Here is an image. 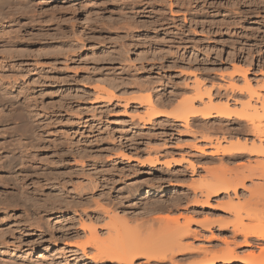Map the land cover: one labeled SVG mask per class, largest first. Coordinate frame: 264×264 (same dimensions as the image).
<instances>
[{
	"label": "rangeland",
	"instance_id": "obj_1",
	"mask_svg": "<svg viewBox=\"0 0 264 264\" xmlns=\"http://www.w3.org/2000/svg\"><path fill=\"white\" fill-rule=\"evenodd\" d=\"M27 1L13 6L22 8L9 18L0 14V102L6 93L19 97L14 106L0 103V264H118L93 261V248H87L89 258L82 256L75 245L86 241L88 231L82 232L81 224L96 227L104 240L108 225L117 224L119 240L134 252L133 264H173L148 263L146 257L178 241L176 222L194 233L173 248L174 264H201L229 249L243 260L260 255L264 242L251 239L252 247L243 248L244 238L232 224L235 213L246 224L253 210L255 217H264V170L256 171L258 178L246 181L247 189L237 196L211 197L207 209L196 205L205 201L201 191L211 173L226 171L235 178L264 164V156L231 160L222 152L210 154L216 150L206 138L258 144L248 124L198 117L186 126L175 116L181 101L193 100L196 81L216 105L229 100L240 111L249 97L238 68L250 70L248 80L264 97V0ZM122 45L127 47L120 64L115 58ZM129 64L136 70L145 66L140 72L149 82L145 89L113 86L111 79L126 78L122 70ZM95 68L101 73L91 86L88 70ZM103 79L113 82L105 86L120 98L151 94L165 117L145 124L144 100L95 101L93 87ZM230 82L240 89L219 90ZM184 84L191 88L183 89ZM24 92L33 100L30 105L23 104ZM22 153L35 161L25 167V179L19 167L7 166ZM229 202L237 206L228 205L233 212L226 209ZM76 250L77 260L64 256Z\"/></svg>",
	"mask_w": 264,
	"mask_h": 264
},
{
	"label": "bare ground",
	"instance_id": "obj_2",
	"mask_svg": "<svg viewBox=\"0 0 264 264\" xmlns=\"http://www.w3.org/2000/svg\"><path fill=\"white\" fill-rule=\"evenodd\" d=\"M84 1H85V3H83V4L87 5L88 1H86V0H84ZM27 2H28L27 0H0V14H2L3 19H4V17L9 18L10 16L8 17V15L12 16V14H13V12L15 10H17V12H18L22 8V7L21 8H17V7H13V6L25 5V4H27ZM9 6H10V9L12 8L10 13L9 12L8 13H4L5 9L8 8ZM134 6H136V5H134ZM88 10L89 9H87V12H88ZM85 20H86V22H91V20L89 19V16H87V14H86ZM115 31H116V29H115ZM4 34H9V33L5 31L3 33V35ZM1 38L4 39L5 42H7V40H12V38L7 37V36H2ZM11 43H12V41H11ZM126 47H125V45H122L120 47V51L116 53L117 55H116L115 60L117 62L120 63V62H122L125 59V58H123V55H125L124 52H123L124 51L123 49H125ZM9 56H10V54H9ZM4 65H5V63H4ZM123 66H125V65H123ZM4 68H6V67H4ZM123 69L124 70H122V71L123 72L126 71L125 75H127L128 77L127 76H126V78L124 77L125 79H123V77H122V79H116V81H115V78L111 79L112 81H114V85H113L112 81H111V83L109 82L110 84H112L118 90H119L118 87H120V88L123 87V86L126 87V85H129L130 89H132V90H142V89H145V87H147V85L149 84V82H147V80L145 79V76L142 75V74H144L143 70L145 69V66H141V68L138 69V70H136L137 69L136 67H131V65L129 67L125 66ZM238 69H239V74H241V76L245 80V85H244L245 87L243 89L248 93V97H249L247 102L242 103V105L240 104L241 105V110L240 111H238V109L237 110L233 109V106H232L233 104H231V102L229 100L226 103H224V104L216 105L214 103L213 97L210 94L211 92L207 91V89L204 91L203 88H202V85H201L202 83H200L199 81H196L195 87H194V90H195L194 94L195 95H194L193 100L190 99V101L188 103H186V102L184 103V102L181 101L180 102L181 104L179 103L180 104L179 114L175 116L176 122H184L186 126H189L190 121L192 119H196L198 117H201L204 120H212V119H215V118L224 119V120H231L233 118H236L237 120L246 122L248 124V127L250 128L251 136H253L257 140L258 144H256L255 141H254V143L249 145L248 144L249 141L248 142L246 140L242 141V140H240V138L237 139L236 141L229 140L227 138H223V140H220L218 142L213 141L211 138H209V139L206 138L205 139L210 144V147H213L216 150L215 152L210 153L211 155H217V154L222 152L224 155L229 156L231 160H239V159L243 158L244 155H247V154L250 155V156H264V148H263L264 147V97H263V95H261L259 90H256V89L253 88V86L251 85V82L248 80L247 76H248L250 70H245L244 71L243 68L242 69L238 68ZM238 69H237V73H238ZM147 71H148V69H147ZM88 72H89V75H92L93 78L89 77L88 81H86V83L88 82L87 84L90 83V85L92 86V84L94 83V80H96L94 78V76H98L99 77L101 72L99 73L96 68L93 69V70L90 69V70H88ZM140 72L142 74H140ZM115 77H117V76L115 75ZM105 80L103 79L102 82L99 80V82H101V85L98 84L97 86L93 87V90L96 92V98L94 99L95 101H97V102H99V101L104 102L105 101V102H108V103H113L115 101H119V102H124L125 104H128V105H129V103L131 101H133V99H131V98H134V97H130V98L117 97L116 96L117 94L116 93H115L116 95L114 94L115 88H114V90H112L113 88H110V87L107 88V86H105V84L106 85H110V84L108 83V80L107 81H105ZM2 81H3V79H2ZM153 83H155V81ZM0 88H1V91H3V85ZM189 88H191V86L189 84H184L183 85V89H189ZM179 89H181V88H178L176 90V92L173 95V99L176 97L177 92L179 91ZM222 89H224L226 91L231 89V90H233V92H235L236 90H238L240 88L237 87V85L234 82H230V83H228L227 87H219V90H222ZM243 89H241L242 91L240 90L242 93H243ZM260 89L264 90V86L260 87ZM120 90H122V89H120ZM23 91H25V90H23ZM128 92H130V90ZM23 95H25L23 104L30 105L29 102L33 101L31 99V97L30 98L28 97L27 92L26 93L24 92ZM144 95L145 96L140 97L139 99L137 98L138 100L136 98H134V101L135 102L139 101V104H140V101L142 102L144 100L147 103L146 104L147 105V111L145 113L146 116L144 118H142V119H143V122L145 124L150 125L151 123H153V121L156 118L165 117V115H163L161 112L158 111V109H157V107H158L157 103L158 102L155 103L156 99L153 100V97H152L151 94H148V95L144 94ZM17 99H19L18 96H17V98H15V97H11V95L9 93H6V94L1 95V102L0 103L2 105H6V106H14V104L16 103ZM140 99H142V100H140ZM206 99H207V102H205ZM34 100H36V99H34ZM195 102H201V104H203L204 107L202 109L201 108L197 109L195 107V105H194ZM234 104L237 105L238 103L235 102ZM166 116H168V115H166ZM221 141H222V143H225V142L227 143V145L225 144L226 147L224 145H222ZM249 146H250V149H249ZM197 151L201 152L202 154H206L204 149L202 150V149L199 148V149H197ZM25 154L23 155V153H22V155H21L22 157H20L19 159H16V158L14 159L13 158V160H11L10 162H7V166H8V163H9V165H10V167L12 169L19 167V172H20L19 176H20V178H24V176H25L24 174H25V171L27 170L25 167L28 164L30 165L32 162L35 163V161H33L34 157L32 156V154H29V153L27 155H25ZM256 165H255V167H253V166L249 167V169H248L249 174L248 175L247 174L246 175L243 174L241 176H239V175L235 176L234 175L235 178H233L231 173H228L226 171H220L221 173H219V172L216 173L215 172V173H211L210 175L207 174L209 176V178H210V179H207V180L208 181L210 180L209 182L211 184L207 181L205 188L201 191V196H203V199L205 201H204V203H202L201 201L198 200L196 202V205L197 206L202 205V208L207 209V208L212 207L211 203H210L211 197L217 198V197H220L222 194L231 195L232 193L235 196H237L239 189H241V188L242 189H247L246 185H245L246 181H248L250 179H253L254 177L258 178V175L256 174V171L258 172L259 169L264 170V164L259 162V164H256ZM176 166H178V165H176ZM191 166L193 168H195L193 164H191ZM39 171H40V169H39ZM261 172L263 174V175L262 174L260 175V176H262V178L260 176L259 177L261 179H263L264 173H263V171H261ZM211 178L213 179L214 182L211 181L212 180ZM26 179H27V177H26ZM20 182H21V180H20ZM255 188H257V186H255ZM258 188H257V190H258ZM259 189H261V188H259ZM254 193L251 191L252 197H253ZM148 194H150V191H146V197H147ZM260 195H262V194H260ZM203 199H201V200H203ZM228 205L231 208H233L234 210L237 209V206H234V204L232 202H229L227 204V206H226L227 208L226 209L229 208ZM233 209L229 208L230 212ZM254 212L255 211L253 210V212H252L253 214H252V216H250L251 219H252L251 224H246L247 222L245 223L243 221V219L240 218L241 215L239 216L238 213L234 212L236 214V216L234 215L236 218H235V222L234 223L232 222L233 223L232 227L234 226L233 227L234 228L233 232H235V234H237V235H242L243 236V238H244V243L242 244L243 248H251L252 247V243L250 241L251 239H254V240L256 239L258 241H263L264 242V224H263V220H262L264 217L260 218V215H259V216H256L257 217L256 218L254 216V214L256 212L255 213ZM253 216H254L255 219L252 218ZM116 219L119 221V219L117 217H116ZM248 219H250V218H248ZM167 220H170V219L167 218ZM163 221H165V220H163ZM80 224H78V225H80ZM116 225L117 224H115V226ZM176 225H177L176 232H177V236H178V241H180L181 239H185V238H189V237L193 236L194 232L191 231L190 225L179 226L178 222H176ZM108 226L109 227L111 226L110 227L111 229L115 227V226L112 227V225H108ZM118 228L119 227L117 226V228L115 227L116 230L115 229H113V230L108 229L107 232H106L107 239L104 240L98 234V230L96 229V227H94V226L93 227H89V226H86V224L85 225L81 224L80 230L82 232H84V233L88 231L87 234H86L87 239L84 242L83 241H81L79 243L76 242L77 245H75V246H77V249H78V251H80L82 256L87 257V258H89L88 255H87L88 254L87 253V248H93L94 251H95L94 252L95 256L93 257V261L94 260L96 261V259L100 258V260L105 259L106 261L112 262V263L116 262L118 264H133L134 259L136 258L134 256V254H133L134 252L131 253L130 246L128 244H126L125 241L119 240L117 235L120 232L118 230H120L121 228L120 229H118ZM80 233L81 232L78 231L76 234L79 235ZM115 235H116V237H114ZM194 237H197L196 234H194ZM178 241H176L175 243L169 244L167 247L165 246L166 248L165 247H163V248L158 247L161 250H159V249L155 250V248H154L153 252H151L149 254V256L146 257L147 260H148V263L151 260H155L157 262H165V261L169 260V261H171L174 264L173 261H174L176 253H175L173 248L176 245H179ZM135 244H137V243H135ZM164 244L165 243H163V245ZM133 246H135V245H133ZM190 249L192 251L197 250L195 248L192 249V247H190ZM188 250H189V247H188ZM191 250H190V252H192ZM261 250H262V253L260 255H258L257 257L255 255L251 254V255L248 256V260L247 259L243 260V259H239V258L235 257V252L233 250L229 249L228 251H226V254H224L225 255L224 257L218 258L219 260L216 259V258L213 259L214 258L213 257L212 260H207V261H205V262H203L201 264H217V262H222L223 264H248V263H251V262L254 263V264H264V248L263 249L261 248ZM198 251H199V249H198ZM178 252H179V250H178ZM182 252H184L183 249H182V251L180 253H182ZM40 254H43V253H40ZM71 254L72 255L64 254V256L65 257H72L70 260H77L75 258V256L79 254L77 252V250L75 252L71 253ZM135 254L137 256V253H135ZM4 256H5V254H4ZM38 258H44V256L40 255V256H38ZM1 259H3V258H1ZM24 260H26V259H24ZM5 261H6V259L4 261H2V262H5ZM8 261L9 262H7V261L6 262L10 264V260H8ZM39 261L40 260H38V262Z\"/></svg>",
	"mask_w": 264,
	"mask_h": 264
}]
</instances>
